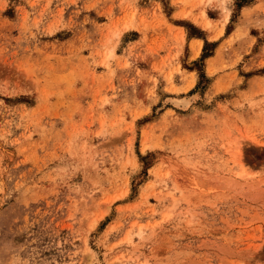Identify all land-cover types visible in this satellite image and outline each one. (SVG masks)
Masks as SVG:
<instances>
[{
    "label": "rangeland",
    "instance_id": "1",
    "mask_svg": "<svg viewBox=\"0 0 264 264\" xmlns=\"http://www.w3.org/2000/svg\"><path fill=\"white\" fill-rule=\"evenodd\" d=\"M0 264H264V0H0Z\"/></svg>",
    "mask_w": 264,
    "mask_h": 264
},
{
    "label": "bare ground",
    "instance_id": "2",
    "mask_svg": "<svg viewBox=\"0 0 264 264\" xmlns=\"http://www.w3.org/2000/svg\"><path fill=\"white\" fill-rule=\"evenodd\" d=\"M181 101V100H180ZM176 103H183L184 105H187V101H186V99H184V101H183V99H182V102H179V101H176ZM241 173H242V171H241ZM238 175H242V174H240V173H238Z\"/></svg>",
    "mask_w": 264,
    "mask_h": 264
},
{
    "label": "crops",
    "instance_id": "3",
    "mask_svg": "<svg viewBox=\"0 0 264 264\" xmlns=\"http://www.w3.org/2000/svg\"><path fill=\"white\" fill-rule=\"evenodd\" d=\"M188 39H189V37H188ZM193 39H195V38H193ZM197 40V39H196Z\"/></svg>",
    "mask_w": 264,
    "mask_h": 264
}]
</instances>
